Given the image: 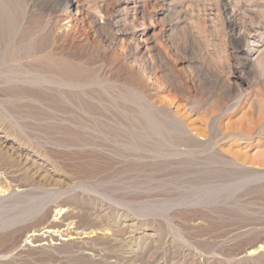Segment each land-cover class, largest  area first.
I'll list each match as a JSON object with an SVG mask.
<instances>
[{
	"label": "rangeland",
	"instance_id": "rangeland-1",
	"mask_svg": "<svg viewBox=\"0 0 264 264\" xmlns=\"http://www.w3.org/2000/svg\"><path fill=\"white\" fill-rule=\"evenodd\" d=\"M18 1L29 11L10 65L51 82L0 85L3 131L21 137L64 184L16 178L32 196L30 216L16 215L26 203L4 201L0 264H92L80 253L114 252L102 241L90 251L23 247L27 227L42 229L63 203L74 215L57 219L62 228L108 225L122 214L139 223L135 235L149 237L138 241L134 264H264L263 253L246 256L264 243V0H228L227 11L221 0H145L135 21L130 13L120 24L122 34L111 32V46L91 51L72 39L90 37L85 21L59 36L58 0ZM118 1L79 0V9L102 23L100 12H116ZM233 17L257 20L249 36L226 25ZM140 36L146 51L135 48Z\"/></svg>",
	"mask_w": 264,
	"mask_h": 264
},
{
	"label": "bare ground",
	"instance_id": "bare-ground-1",
	"mask_svg": "<svg viewBox=\"0 0 264 264\" xmlns=\"http://www.w3.org/2000/svg\"><path fill=\"white\" fill-rule=\"evenodd\" d=\"M34 1V0H33ZM56 0H41V2H44V4H48L50 2H53ZM62 7L60 8L58 14L56 15V22L58 23V34L68 36L72 32H77L78 30V23L81 22H87L89 24V30H90V37L87 35H78L77 40L75 41L74 38L73 41L76 42L82 49H89L90 47H98L97 49H100V47L103 48V45L107 44L110 45L113 40L112 31H115V34L117 36V33H121L119 31V26L121 23H125L128 20V17L130 13H132V20H136L137 15H139L140 8L143 6L140 4L142 1L145 0H120L116 2L115 6L117 8V11L114 13H104L100 12L98 8L93 6L94 10H99L101 13V21H99L95 16L91 15L89 11L85 14L82 13V11L79 9L80 3L79 0H58ZM57 1V2H58ZM94 1V0H93ZM155 2L157 0H154ZM223 2L222 6L220 7L223 11H227L230 5L228 0H221ZM29 2V1H28ZM101 2V1H100ZM159 2V1H158ZM182 2V1H181ZM211 2V1H210ZM33 3V2H32ZM93 2H87L88 8H90L93 4ZM217 3V2H216ZM237 3V2H236ZM83 4V3H82ZM101 4V3H100ZM197 4V3H196ZM31 5V3H30ZM50 5V4H49ZM199 5V4H198ZM114 6V7H115ZM162 6V5H161ZM220 6V4H219ZM44 7V6H43ZM58 7V6H57ZM101 7V6H100ZM233 7V6H232ZM30 8V7H29ZM42 8V7H41ZM47 8V7H46ZM103 8V7H102ZM105 8V7H104ZM192 8V7H190ZM249 8V7H248ZM59 9V8H58ZM114 9V8H113ZM196 9V8H195ZM86 10V9H84ZM88 10V9H87ZM165 10V9H164ZM167 10V9H166ZM212 10V9H211ZM233 13H236L238 10H236L234 7L231 9ZM241 10V9H240ZM28 5L21 4L18 0H0V85L7 86L11 83H17L22 82L28 85H32L35 83H48L51 82L50 78L40 74V73H32L30 70H18L11 67L10 64H12V61L14 56V52H18L19 48L17 44L18 43V37H19V30L22 26V24L26 23L27 17H28ZM102 11V10H101ZM205 11V10H204ZM244 11V10H243ZM56 12V11H55ZM219 12V11H218ZM92 13V12H91ZM223 14L222 12H220ZM227 13V12H226ZM228 13H230L228 11ZM246 13V12H245ZM18 14L21 15V21L18 20ZM200 14V13H199ZM210 14V13H209ZM208 14V15H209ZM218 14V13H217ZM239 14V13H237ZM18 15V16H17ZM186 15V14H185ZM201 15V14H200ZM207 15V16H208ZM246 15V14H244ZM243 15V16H244ZM222 16V15H221ZM225 16V15H223ZM231 16V15H230ZM236 16V15H234ZM55 17V16H54ZM227 17V16H226ZM245 17V16H244ZM259 17V16H258ZM48 19V18H47ZM100 19V17H99ZM212 19V18H211ZM210 19V21H212ZM243 19V18H242ZM251 19V18H250ZM187 20V19H186ZM220 20V19H219ZM255 20V19H253ZM226 21V20H225ZM244 21V20H243ZM240 24V21L237 20V18L228 19L226 21V25L229 28H232V30H235L237 27L240 26L238 36L248 34L249 36L251 29H253L251 22L256 21H250V23ZM239 22V23H238ZM133 23V22H132ZM164 23V22H163ZM240 24V25H239ZM257 24V23H256ZM259 24V23H258ZM261 24V23H260ZM127 25V24H126ZM52 26V25H51ZM129 26V25H128ZM212 26V25H211ZM257 26V25H256ZM28 27V26H27ZM26 27V28H27ZM214 27V26H213ZM255 27V26H254ZM258 27V26H257ZM24 28V27H23ZM25 28V29H26ZM125 28V27H123ZM169 28V26H168ZM129 29V28H128ZM165 29V28H164ZM261 29V28H260ZM24 30V29H23ZM22 30V31H23ZM168 30V29H167ZM238 30V29H237ZM26 31V30H25ZM28 31V30H27ZM26 31V32H27ZM128 31V30H127ZM172 31V30H171ZM253 31V30H252ZM57 32V31H56ZM131 32V31H130ZM255 32V31H254ZM236 33V34H237ZM262 33V32H261ZM24 34V33H23ZM26 35V34H25ZM50 35V34H49ZM24 36V35H23ZM28 36V35H27ZM234 36V34H233ZM245 36V35H244ZM58 37V36H57ZM237 37V36H236ZM235 37V38H236ZM243 37V36H242ZM56 38V37H55ZM234 38V39H235ZM65 39V38H64ZM63 39V40H64ZM242 39V38H241ZM118 40V39H117ZM124 40V39H123ZM121 40V41H123ZM148 40V39H147ZM247 40V39H246ZM27 41V40H26ZM237 41V40H236ZM239 41V40H238ZM63 42V41H62ZM129 42V41H128ZM147 42L145 39H143V36H140L139 42L136 44V49L138 50L141 47H144L146 51L148 49ZM244 42V41H243ZM127 43V42H126ZM139 43V44H138ZM241 43V42H240ZM60 44V43H58ZM103 44V45H102ZM237 44V43H236ZM61 45V44H60ZM71 46V45H70ZM111 46V45H110ZM127 46V45H124ZM132 46V45H130ZM62 47V46H61ZM77 47V46H76ZM79 47V48H80ZM58 51L59 47L57 46ZM110 48V47H109ZM127 48V47H126ZM125 48V49H126ZM151 48V47H150ZM31 49V48H28ZM56 51V48H54ZM92 49V48H91ZM96 49V51H97ZM131 49V48H127ZM134 49V48H133ZM53 50V49H52ZM90 50V49H89ZM95 50V49H94ZM104 49H102L103 52ZM132 50V49H131ZM150 50V49H149ZM241 50V49H240ZM54 51V52H55ZM57 51V52H58ZM75 52V50H73ZM83 51V50H82ZM91 51V50H90ZM89 51V52H90ZM94 51V52H96ZM100 51V50H99ZM105 51V50H104ZM134 51V50H133ZM55 52V53H57ZM65 52V49H64ZM68 53V51L66 50ZM72 52V51H71ZM84 52V51H83ZM86 52V51H85ZM93 52V51H92ZM106 52V51H105ZM124 52V51H123ZM40 53V52H39ZM60 53V52H59ZM98 53V52H97ZM137 53V51H136ZM150 53V51H149ZM32 54V53H31ZM84 54V53H83ZM86 54V53H85ZM88 54V53H87ZM86 54V55H87ZM145 54V53H144ZM52 55V54H51ZM125 55V54H124ZM143 55V54H142ZM41 56V55H40ZM71 56V55H70ZM90 56V55H89ZM126 56V55H125ZM149 56V55H148ZM11 57V58H10ZM36 57V56H35ZM46 57V56H45ZM88 57V56H87ZM32 58V57H31ZM56 58V57H55ZM85 58V57H84ZM54 59V58H53ZM40 61V60H39ZM26 62V61H24ZM75 62V61H74ZM258 62V61H257ZM18 63V62H17ZM16 63V64H17ZM33 63V62H32ZM37 63V62H36ZM67 63V61H66ZM259 63V62H258ZM14 64V63H13ZM47 64V63H46ZM6 66L7 70H3L1 66ZM22 65V64H21ZM15 66V65H14ZM46 67V65H44ZM57 66V65H56ZM40 67V66H39ZM38 67V68H39ZM59 67V66H58ZM65 67V66H64ZM68 67V66H67ZM262 67V64H261ZM50 68V67H48ZM71 67H69L70 69ZM73 68V67H72ZM77 68V67H76ZM14 69V70H13ZM55 69V68H54ZM58 69V68H57ZM73 70V69H72ZM76 70V69H75ZM86 70V69H85ZM54 71V70H52ZM61 71V70H60ZM56 72V71H55ZM77 72V71H76ZM139 72V71H138ZM140 73V72H139ZM138 73V74H139ZM75 74V73H74ZM79 75V74H78ZM141 75V74H140ZM69 76V75H68ZM138 76V75H137ZM65 77V76H64ZM149 77V76H148ZM140 78V77H139ZM150 78V77H149ZM156 78V77H155ZM68 79V78H67ZM70 79H72L70 77ZM145 79V78H144ZM151 79V78H150ZM240 79V78H239ZM55 80V79H54ZM155 80V79H154ZM69 81V80H68ZM76 81V80H75ZM141 82V80L139 79ZM143 81V79H142ZM147 83V81H145ZM144 82V83H145ZM156 82V80H155ZM150 83V82H149ZM154 83V82H153ZM49 84V83H48ZM65 84V83H64ZM155 84V83H154ZM153 84V85H154ZM147 85V84H146ZM150 85V84H149ZM21 86V85H20ZM78 86V85H76ZM152 86V85H151ZM14 87V86H13ZM153 87V86H152ZM155 87V85H154ZM157 88V87H156ZM153 89V88H152ZM157 90V89H156ZM159 90V89H158ZM24 98V96H23ZM240 98V97H238ZM158 110V109H157ZM159 112V111H158ZM159 115V114H158ZM4 119L2 115H0V208H2V205H4V201L8 200L14 201L15 203H18L19 201L26 203V207H24L23 212H20L16 214L17 216L20 215L24 217V219H27L30 216V205L28 203L29 198L32 197L30 192L26 189L28 186H19L17 183L18 181L16 178L22 181L32 182L34 180H37L42 183H52L54 185L59 184L60 177L59 173L56 172L58 170H52L47 168V164L45 163V160H40L38 155H35V153L25 149L22 147V139L18 136H13L14 140L10 139L7 134V132L3 131L5 130L4 126ZM152 119V118H151ZM155 120V119H154ZM183 130V129H182ZM185 131V130H184ZM186 132V131H185ZM183 133V132H182ZM188 135V134H187ZM260 135V134H259ZM191 137V136H190ZM182 140V139H181ZM24 141V140H23ZM26 143V142H25ZM40 154V153H39ZM48 161V160H47ZM50 165V164H49ZM57 165V164H56ZM237 166V165H235ZM13 168L14 171H11ZM19 168V169H17ZM56 168V167H55ZM239 168V167H237ZM241 168V167H240ZM247 168V167H246ZM249 168V167H248ZM251 168V167H250ZM253 168V167H252ZM64 175V174H63ZM65 176V175H64ZM66 178V177H65ZM67 179V178H66ZM69 180V179H68ZM37 183V182H36ZM63 183V182H62ZM61 183V184H62ZM29 184V183H28ZM34 185V183H31ZM40 184V183H39ZM51 184V185H52ZM59 184V185H61ZM64 184V183H63ZM66 184V183H65ZM43 185V184H42ZM50 185V186H51ZM58 185V186H59ZM38 186V185H37ZM41 185H39L40 187ZM50 186L48 188H50ZM53 186V185H52ZM57 186V187H58ZM71 186V185H70ZM35 187V186H34ZM43 188V186H41ZM47 187V186H45ZM63 187V186H62ZM65 187V186H64ZM61 188V187H60ZM68 188V187H67ZM72 189V188H71ZM75 189V188H74ZM42 190V189H41ZM48 190V189H47ZM50 190V189H49ZM53 190V189H52ZM57 190V191H56ZM54 189V192H61L63 193V190L67 189ZM69 191V190H68ZM32 192V191H31ZM67 193V192H66ZM70 193V192H69ZM35 195V194H34ZM47 196L49 194H46ZM55 196V195H54ZM62 196V195H61ZM38 197V196H37ZM57 197V196H56ZM55 198V197H54ZM61 198V197H60ZM31 199V198H30ZM44 199V198H43ZM49 201V200H48ZM53 201V200H52ZM6 202V201H5ZM33 202V201H32ZM40 202V201H39ZM47 202V201H46ZM13 202H11L12 204ZM82 203V202H81ZM8 204V203H7ZM44 204V203H43ZM91 204V203H90ZM35 205V204H34ZM55 205V204H54ZM29 206V207H28ZM32 206V205H31ZM46 206V205H45ZM77 206V205H76ZM79 206V205H78ZM6 207V206H4ZM43 207V206H42ZM75 207V206H74ZM22 208V207H21ZM44 208V207H43ZM54 210L55 213L52 217L53 219L50 220L45 227L39 230H32L27 227L25 231V238H21L22 246H29L36 250H45V249H56L58 247L63 246H72L81 250H91L89 247L92 246L97 241L106 242L108 245H110L114 252H110L109 254H91V253H80L82 257H86L89 259V261L92 264H118L119 262L123 264H134L135 260L137 258V252H139L140 247L138 241L140 239H143L144 241L149 237L145 231H142L140 235H135V231L138 229L139 223L131 222L127 220V216L122 214L118 215L117 219L113 220L112 224H105V225H97L94 227H88V228H82L80 227V223L78 222L76 224L68 223V225L72 224L73 226H68L66 228H62V222L67 223L66 221H69L71 219V216L74 215V213L66 214V206L65 204H59L55 207ZM8 209V208H7ZM16 209V208H15ZM37 209V208H36ZM47 209V208H46ZM70 209V208H69ZM92 209V208H91ZM1 210V209H0ZM21 210V209H20ZM35 210V209H33ZM103 210V209H102ZM76 211V210H75ZM79 211V210H78ZM89 211V210H88ZM93 211V210H92ZM3 212V211H2ZM39 212V211H38ZM45 212V211H44ZM51 212V211H50ZM69 212V211H68ZM74 212V211H73ZM81 212V211H80ZM1 213V212H0ZM37 213V212H36ZM47 213V212H46ZM92 213V212H91ZM4 214V213H3ZM43 214V213H42ZM50 214V213H49ZM95 214V213H93ZM110 214V213H109ZM12 216H15L14 214ZM10 216V217H12ZM42 216V215H41ZM49 216V215H48ZM79 216V215H78ZM92 216V215H91ZM101 216V215H100ZM104 216V215H103ZM109 216V215H108ZM9 217V216H8ZM44 217V216H43ZM46 217V216H45ZM62 218V222L59 221L57 223V219ZM105 217V216H104ZM47 218V217H46ZM51 218V216H50ZM97 218V217H96ZM7 219V218H6ZM48 219V218H47ZM44 218V220H47ZM91 219V218H90ZM22 220V219H21ZM72 220V219H71ZM76 220V219H75ZM41 221V220H40ZM80 221V220H79ZM90 221V220H88ZM110 221V220H109ZM9 222V219H8ZM15 223V220H13L11 223ZM34 223V220L32 221ZM31 222V223H32ZM37 222V221H36ZM42 222V221H41ZM100 222V219L98 217L97 223ZM40 223V222H39ZM45 223V222H43ZM197 223V222H196ZM27 224V223H26ZM41 224V223H40ZM90 224V223H89ZM3 225V224H2ZM30 225V224H29ZM28 225V226H29ZM39 225L38 223L36 226ZM32 226H34L32 224ZM22 228V227H20ZM62 228V229H61ZM37 229V227H36ZM135 230V231H134ZM134 233V234H133ZM21 234V233H20ZM23 234V233H22ZM24 234V235H25ZM2 235V234H1ZM22 236V235H21ZM20 236V237H21ZM149 240V239H148ZM136 242V248L131 249V245L135 244ZM141 243V242H140ZM148 244V243H147ZM105 245V244H104ZM103 245V246H104ZM253 246V245H252ZM251 246V247H252ZM130 247V248H129ZM145 247V244H144ZM74 248V249H75ZM129 251H127V249ZM142 248V247H141ZM78 250V251H79ZM103 250V249H102ZM106 250V249H105ZM131 250V251H130ZM26 251V250H25ZM99 252V251H98ZM106 252V251H105ZM122 252V253H121ZM144 252V251H143ZM246 252V251H245ZM142 253V252H141ZM263 253L264 254V243L257 244V246L249 249L246 252V256L251 257L255 256L257 254ZM152 254V253H151ZM79 256V255H78ZM157 256V254H156ZM145 258V257H144ZM112 259L111 262L108 263V260ZM242 259V258H241ZM59 260V259H58ZM154 263V262H153ZM157 263V262H156ZM24 264V263H23Z\"/></svg>",
	"mask_w": 264,
	"mask_h": 264
}]
</instances>
